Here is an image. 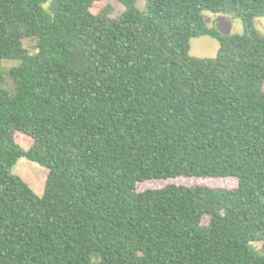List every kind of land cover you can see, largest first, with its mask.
Instances as JSON below:
<instances>
[{
  "label": "trees",
  "instance_id": "trees-1",
  "mask_svg": "<svg viewBox=\"0 0 264 264\" xmlns=\"http://www.w3.org/2000/svg\"><path fill=\"white\" fill-rule=\"evenodd\" d=\"M109 1L0 0V264H264V0ZM203 35L216 57L190 55ZM180 176L238 185L137 191Z\"/></svg>",
  "mask_w": 264,
  "mask_h": 264
},
{
  "label": "rangeland",
  "instance_id": "rangeland-1",
  "mask_svg": "<svg viewBox=\"0 0 264 264\" xmlns=\"http://www.w3.org/2000/svg\"><path fill=\"white\" fill-rule=\"evenodd\" d=\"M110 5L113 6L114 14H118L125 10V5L118 0H110ZM137 8L145 10L146 0H138ZM205 22L208 26H215L221 30L224 34H241L244 32V24L240 18H236L224 13H214L211 11H204L203 13ZM256 27L264 34V17H257L255 19ZM25 47L34 53L37 51V40L36 38H26L24 40ZM220 48V43L217 39L203 35L194 37L191 39L190 55L195 58H214L217 56ZM20 64L16 60H4L2 64L3 74L6 76L4 83L5 88L10 91H15V83L13 78L9 74V70ZM14 172L25 179L26 182L35 190L39 195H42L45 190L46 180L48 176V169L37 162H34L28 158H21L14 168ZM181 184L187 186L193 185H208L212 187H237L238 180L236 178H199V177H187L180 176L178 178L166 179V180H148L144 182H138L137 191H144L150 188H162L168 184ZM256 249L261 250L264 242L256 241L253 242Z\"/></svg>",
  "mask_w": 264,
  "mask_h": 264
},
{
  "label": "clouds",
  "instance_id": "clouds-1",
  "mask_svg": "<svg viewBox=\"0 0 264 264\" xmlns=\"http://www.w3.org/2000/svg\"><path fill=\"white\" fill-rule=\"evenodd\" d=\"M42 7H44L45 9H47L48 4H43Z\"/></svg>",
  "mask_w": 264,
  "mask_h": 264
},
{
  "label": "crops",
  "instance_id": "crops-1",
  "mask_svg": "<svg viewBox=\"0 0 264 264\" xmlns=\"http://www.w3.org/2000/svg\"><path fill=\"white\" fill-rule=\"evenodd\" d=\"M43 195V194H42Z\"/></svg>",
  "mask_w": 264,
  "mask_h": 264
}]
</instances>
